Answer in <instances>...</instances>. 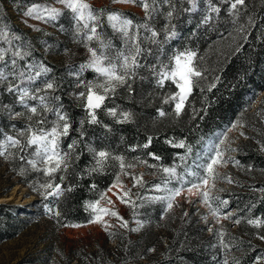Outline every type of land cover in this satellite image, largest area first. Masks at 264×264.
Here are the masks:
<instances>
[{
	"label": "trees",
	"instance_id": "16d2710c",
	"mask_svg": "<svg viewBox=\"0 0 264 264\" xmlns=\"http://www.w3.org/2000/svg\"><path fill=\"white\" fill-rule=\"evenodd\" d=\"M176 1L156 0L157 10L150 19L146 18L145 12L141 15L131 9L98 6L86 1L97 12H103L98 31L106 42L113 45L106 50L110 57L125 49V41L111 28L106 18L108 13L118 12L132 19L134 24L147 23L150 29L159 33L153 42L151 33L140 29V46L144 50L139 57L140 67L135 69L132 79L117 86L96 109L98 123H89L84 103L75 99V94L86 92V84H96L103 79L91 68L81 70L80 66L87 63L84 59L60 65L34 46L27 50L22 48L30 52L25 60L18 61L22 67L30 63L34 66L43 64L50 69L34 83L23 86L43 88L45 81L53 82L55 88L47 94L60 98L53 102V107L62 106L71 125L68 136L60 140L61 150L69 155L68 167L51 178L54 184H61L64 188L59 197L45 198V190L40 185L48 183L50 178L26 162L32 158L33 149L25 148L23 152L12 149L10 167L18 181L31 190L39 189L34 210L28 213L38 212L57 227L85 225L93 219L87 205L100 200L101 195L116 183L118 176L132 174L139 177L142 173L144 177L143 187L137 186L135 198L131 196L136 206L127 203L133 221H137L142 229L121 227V221L117 219L120 225L111 230L116 247L112 253L106 254V262L86 261L79 257L77 264H227L228 258L232 264H257L258 258H264V247L254 242L263 236L264 192L260 189H264V181L229 190L230 206L236 209L234 218L241 221V228L237 233L229 231L223 241L208 233L207 225L193 209L187 218L182 219L167 210L166 201L148 199L167 194L154 189V185L163 182L162 167L175 166L179 174L186 170L196 171L203 177L205 173L198 166L208 162L214 154L211 150L219 145L224 133L237 120L244 123L248 137L238 145L239 165L248 170H264V94L261 95L264 90V0L249 4L244 15L230 13L213 0H194L195 8L192 1L188 8L181 9L169 20L167 13ZM132 4L141 7L139 0ZM209 5L219 7V13L211 12ZM66 15V21L73 20L70 11ZM209 16L211 19L205 23ZM168 25L175 31L171 38H167ZM78 39L89 48L99 50V42L86 40L83 33ZM21 43L22 39H19L15 45L6 48L9 57ZM185 51L196 53L195 64L203 78H198L183 111L177 115L175 102L165 103V100L178 89L171 81L160 86L155 72L164 65L170 68L172 58ZM9 94L6 92L5 98ZM258 97V104L254 107ZM25 105L27 110L37 107L38 114L27 111L30 116L26 118H0L2 136H9L6 134L9 125L20 132L29 126L40 127L37 123L40 119L46 120L45 129L52 127L56 117L51 112L39 114L38 100L27 99L22 104ZM113 108L117 112L115 117L108 112ZM160 111L164 112L163 116ZM124 112L131 114L130 120L123 121L121 113ZM19 133L14 134L19 137ZM149 137L151 144L144 147ZM181 141L191 146V153L174 146ZM73 143L75 146L69 148ZM99 151H106L111 156L102 169L94 171L97 169L95 153ZM22 154L25 160L19 158ZM185 156L187 158L182 161L181 157ZM115 157H123L124 163L133 167L121 170L120 161ZM140 168L144 172L139 171ZM185 179L188 183L184 189L190 183L198 182L196 177L185 176ZM179 186L177 181L168 185L169 188ZM49 208L52 212L48 211ZM16 209L11 203H0V242L15 233ZM55 212L60 215L56 216ZM249 219H260L261 226L247 223ZM155 224L165 230V238L154 237L152 228Z\"/></svg>",
	"mask_w": 264,
	"mask_h": 264
},
{
	"label": "snow or ice",
	"instance_id": "6c2138e0",
	"mask_svg": "<svg viewBox=\"0 0 264 264\" xmlns=\"http://www.w3.org/2000/svg\"><path fill=\"white\" fill-rule=\"evenodd\" d=\"M118 3H135L136 0H116ZM140 6L144 9L146 18L150 19L153 13L157 10L156 0H139ZM165 2H170V0H165ZM58 3L62 4L66 9H68L74 18L75 31L77 35L81 33L84 34L85 39L88 41L96 40L99 42V50L96 48H89L90 58L89 61L81 65V70L84 68H91L99 76L103 77L102 83H88L85 85L86 92H80L79 98L84 101V107L88 112L90 117L89 123H98L96 116V109H99L105 99H107L110 93H114L116 87L119 85L126 84L130 79L135 76V69L140 67L139 57L143 53V49L140 46V29L143 28L151 33V39L156 42V37L159 33L155 30L150 29L147 23L144 24H134L132 19H129L122 14L108 13L107 21L111 28L120 33L125 41V49L118 52L115 57H110L106 54V50L113 47L110 43L106 42L102 37L98 28L100 26V19L103 12H97L92 8V6L86 2V0H58ZM245 0H231L230 11L235 13L238 10V6H243ZM211 12L219 13V7L209 5ZM193 8H195V3L193 0ZM173 10L168 11L167 16L171 20L173 16ZM63 13L60 9L55 7L40 5H33L28 9L26 15L35 16L36 19L41 20H56ZM211 17H206L205 23H207ZM169 34L167 38L175 36V31L168 30ZM3 38L7 40V33H2ZM19 40L20 37H15ZM11 43V41H8ZM9 49L0 47V83H7L6 91L17 95L18 100L21 104H25L27 99L38 100L40 105L39 114L51 112L55 117V121L50 129H45L43 125L46 123L45 119H40L37 123L40 127L29 126L24 131L19 133V137H26L25 140H21L19 137L4 136L3 140L0 141V156H6L9 153L10 148H17L21 152L25 148L33 149L31 156L32 158L27 159V163L32 167V169L43 172L46 176L50 178V181L46 184L40 185V188L45 190V198L48 196L59 197L63 194L64 188L61 184H54L51 178L54 177L56 172L64 171L68 167L69 155L67 152H63L60 148V140L62 137L68 136L69 129L71 128L68 122L69 118L65 112L62 111V106L53 107L54 101H59V97L53 96L49 97L47 94L49 90H54L55 85L53 82L45 81L43 88L30 89L28 86H23L26 83H34L42 75L50 71L45 65L40 64L34 66L30 63H25L23 67L19 64V60H25L30 52L24 51L22 48L17 47L15 51L11 52V56H8ZM196 53L192 51H185L176 54L172 58V66L169 68L167 65L162 66L160 71H156L157 83L163 86L165 81H171L178 91L165 100V103L175 102V112L179 115L184 108L187 98L191 95L194 86L198 78H203V73L195 64ZM155 71V69H154ZM214 86V85H212ZM129 90L130 85H129ZM43 92L45 94L41 95ZM27 107V105H25ZM29 111L36 115L38 114V108L33 106L29 108ZM109 114L112 116H117L116 109H109ZM160 115L163 116L164 112L160 111ZM123 121L130 120L131 114L124 112L121 113ZM122 122V121H121ZM233 127H236L235 125ZM227 137L225 136L223 140L220 141V145H223ZM169 143H173L169 141ZM151 144V137L148 139V143L144 147H148ZM75 143L69 145V148H73ZM176 147L185 148L187 153H191L192 149L190 145H186L183 141L175 144ZM235 151V149H230ZM214 154L208 159V162L198 167L202 168L205 175L200 177L196 171H188L184 174L177 173L176 167H162L160 170L164 173L163 182L154 185L155 191L165 192L166 195L149 197V200H159L167 202V210H171L174 207V202L177 197L184 191V185L188 183L185 176L196 177L198 182L190 183V186L186 188V191L202 197V201L206 207L209 208L212 215L219 219L221 218L220 208L216 205L218 201L219 204L227 205L228 201L220 200L219 197H214L212 195L211 189L215 187V180L218 175V167H226L227 164L232 161L236 165H239V161H235L232 157H225L224 152L220 150L219 146H215ZM154 155V154H153ZM97 169H102L105 162L110 158L111 154L106 151H99L95 153ZM21 160H25V156L22 154L19 157ZM159 159V157H155ZM187 157H181V160H185ZM115 159L120 161V168L123 170L125 167L131 168L133 165H126L124 163L123 157H115ZM196 163L195 161L193 162ZM155 167V165H153ZM62 179V178H61ZM227 182L232 183L231 177H225ZM172 181H177L179 187L169 188L168 185ZM120 187V191L115 193L117 198L122 203H131L132 207H135V202L131 201V191L124 190L123 185L120 182L119 176L116 178V184L113 187ZM133 186L143 187V176L133 177ZM94 187V186H93ZM70 190V189H69ZM111 191V188L109 189ZM264 192V189H260ZM107 200L109 205L113 204L110 198H107L106 193L102 194L100 200L90 203L87 207L91 210L93 214V219L90 223H101L104 225L105 230H107L110 225L104 221L103 217L106 215H111L116 217L121 221V227H127L128 222L119 215L117 211L110 208L101 207L100 202ZM52 212V209H48ZM59 216V212L54 213ZM186 215V213H185ZM230 213L225 214L223 218H229ZM241 221L236 219L234 223L239 224ZM247 223L255 226H261L260 219H249ZM78 227L79 225H72ZM224 234L220 233L221 241H223ZM264 240V236L260 237ZM227 247V245H225ZM259 259L257 264H259Z\"/></svg>",
	"mask_w": 264,
	"mask_h": 264
},
{
	"label": "rangeland",
	"instance_id": "374dc122",
	"mask_svg": "<svg viewBox=\"0 0 264 264\" xmlns=\"http://www.w3.org/2000/svg\"><path fill=\"white\" fill-rule=\"evenodd\" d=\"M86 1L98 6H118L134 10L141 15L144 14L142 7L132 3H118L116 0ZM192 1L177 0L176 4L169 8V11L174 9L172 17L177 16L181 9L188 8ZM254 1L257 0H245V4L238 6V10L233 13L230 11L231 0H213L215 4L226 8L230 13L240 15H244L247 6ZM33 5L55 7L60 9L63 14L56 20L36 19L35 16L26 15L28 9ZM67 11L69 10L58 3V0H0V47L6 49L11 45H15L17 41L15 37L18 36L22 39V43L17 44L18 47L27 50L29 47L34 46L41 50L47 58L60 65H66L79 58L88 62L90 58L89 47L84 42L79 41L75 31L74 18L69 21L65 20ZM170 29L171 26L168 25L167 30ZM5 32L7 33V40L2 35ZM8 41H11V43ZM75 75L77 76V74ZM103 80L104 78L99 80L98 83H102ZM7 86V83H0V118L29 117L31 112L27 110L26 106H22L17 95L14 96L15 94L11 93L5 98V93H8L6 91ZM262 94H264V90ZM259 98L253 103L254 107L258 104ZM75 99L81 104L84 103L79 98V93L75 94ZM234 125L236 127H233ZM19 132L15 130L13 125H9L6 134L9 133V136L17 137V134L14 133ZM225 136L227 137L225 143L223 145L219 143L218 145L220 150L224 152L225 157H232L235 161H238L236 156L238 145L248 138L244 123L240 120L235 121L224 133L221 140ZM3 138L4 136L0 134V141ZM12 149H9L10 154L0 156V203H11L17 207L14 220L16 228L12 237L0 242V264H77L79 257L86 261L104 262L106 254L112 253L116 247V241L111 237V230L116 225H120L117 218L111 215L104 216V221L111 226L105 230L104 225L101 223H88L78 227H57L54 222L38 212L29 214V210H34L33 204L38 197L39 189L31 190L18 181L10 167ZM230 149H235V151ZM139 171L144 172L143 168H140ZM217 171L215 187L211 189L212 195L219 197L220 200L228 201L226 206L219 204L218 201L216 202L215 206H218L221 212L219 221L205 206L202 197L195 194L196 190L193 191V194L188 193L186 189L182 191L170 212L185 219L193 209L195 215L207 225L208 233H212L216 239L221 241V232L225 237L229 231L237 233L241 228L240 224L234 223L236 209L230 206L229 190L236 189L241 185L264 181V170H248L230 161L226 167H218ZM141 175L143 176L142 173ZM133 177L135 176L132 174L121 175L120 182L124 190H130L132 198H135L137 186H133ZM225 177H231L233 182H227ZM113 185L110 187L111 191H109L110 188L106 191L107 198H110L113 204L109 205L107 200H103L100 205L121 214L125 218L124 220L128 222L127 227L132 230L142 229L138 227L139 223L137 221H133L128 204L122 203L117 198L115 193L121 190L120 187H113ZM228 213L231 214L230 217L223 218ZM130 220L131 223H129ZM152 232L157 239L165 238V230H162L157 224L152 228ZM262 233L264 236V228ZM254 242L260 247H264V240L258 238ZM226 263L232 264L229 258ZM259 263L264 264V258L260 259Z\"/></svg>",
	"mask_w": 264,
	"mask_h": 264
}]
</instances>
